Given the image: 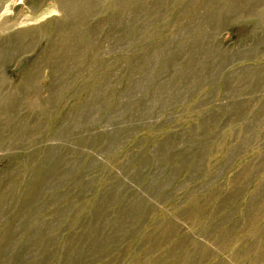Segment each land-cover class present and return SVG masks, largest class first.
Returning a JSON list of instances; mask_svg holds the SVG:
<instances>
[{"label": "rangeland", "instance_id": "374dc122", "mask_svg": "<svg viewBox=\"0 0 264 264\" xmlns=\"http://www.w3.org/2000/svg\"><path fill=\"white\" fill-rule=\"evenodd\" d=\"M66 1L0 0V264H264V0Z\"/></svg>", "mask_w": 264, "mask_h": 264}, {"label": "bare ground", "instance_id": "6f19581e", "mask_svg": "<svg viewBox=\"0 0 264 264\" xmlns=\"http://www.w3.org/2000/svg\"><path fill=\"white\" fill-rule=\"evenodd\" d=\"M64 1H66V0H64ZM85 1H87V0H85ZM66 2L68 3V5H71V4H72V6H73L74 9H75L76 5L79 4L80 0H72V1H70V2H68V0H67ZM66 2H65V3H66ZM236 2H237V1H236ZM67 3H66V4H67ZM63 4H64V3H63ZM121 4H122V3H121ZM242 4H243V3H242ZM64 6H65V5H64ZM121 7H122V6H121ZM234 7H237V6H234V5H233V8L230 9L231 12L235 11V10H234ZM143 8H144V7H143ZM147 8H148V7H147ZM63 9H64V8H63ZM121 9H122V8H121ZM148 10H149V9H148ZM141 11H142V10H141ZM148 13H149V12H148ZM207 17H208V16H207ZM207 17H205V18H207ZM209 17H210V16H209ZM213 17H214V16H213ZM203 18H204V17H203ZM203 18H202V19H203ZM124 20H125V19H124ZM206 20H207V19H206ZM122 22H123V23H122ZM122 22H121V24H122L123 28H127V29H128L129 27L132 28V27H131L132 24H131V25L125 24L126 20H125V21H122ZM133 25H134V23H133ZM127 29H125V30L127 31ZM125 30L123 29V31H125ZM134 30H135V28H134ZM118 31H119V29H118ZM123 31H122V32H123ZM131 31H132V30H131ZM57 32H58V31H57ZM119 32H120V31H119ZM128 32H129V30H128ZM81 37H82V36H81ZM81 37H80V35H79V39H77L78 44H77V43L74 44L76 49L78 48L77 45L80 44L79 42L81 41V39H80ZM74 45H73V46H74ZM206 48H207V47H206ZM162 49H163V48H162ZM74 51H75V50H73V52H74ZM71 53H72V51H69V52L67 51L64 55L69 56V58H72V57H70V56H72V55H70ZM203 58H204V57H203ZM173 63H174V62H173ZM55 71L57 72L56 74H59L58 72H60V71H62V70H61L59 67L56 66V67H54V72H55ZM63 74H64V73H63ZM187 75H188V74H187ZM64 76H66V75L64 74ZM160 83H161V81H159V82L156 83L157 85H156V87H155V90H160V89H161V85H162V84H160ZM159 84H160V85H159ZM100 89H101V88H100ZM100 89H99V90H100ZM159 92H160V91H159ZM97 97H99V96L97 95ZM94 106H95V105H94V102H93V105H92L91 108H94ZM118 221H122V220L119 218ZM92 228H93V227H92ZM98 239H99V238H98ZM101 239H102V238H101ZM103 239H104V238H103ZM103 239H102L101 241H103ZM101 241H99L100 246L103 245V242H101ZM96 245H97V244H96Z\"/></svg>", "mask_w": 264, "mask_h": 264}]
</instances>
